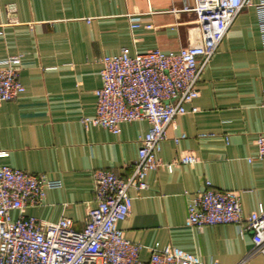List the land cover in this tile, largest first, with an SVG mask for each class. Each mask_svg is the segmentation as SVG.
Masks as SVG:
<instances>
[{
    "label": "crops",
    "instance_id": "obj_1",
    "mask_svg": "<svg viewBox=\"0 0 264 264\" xmlns=\"http://www.w3.org/2000/svg\"><path fill=\"white\" fill-rule=\"evenodd\" d=\"M194 6L195 0H0V61L21 56L25 86L16 99L0 103V151L6 152L0 165L62 184L47 189L42 205L27 214L42 222L67 217L82 229L96 205L93 171L124 178L133 172L149 122H124L114 134L85 121L96 112L100 60L124 48L130 54L177 51L193 43L198 18L188 8ZM140 15L150 17L152 27L132 29L130 16ZM198 88L200 96L174 119L159 153L165 163L187 152L198 161L149 171L148 188L132 191L130 215L119 227L144 246V262L152 246L173 245L206 264H264L251 233L240 234L235 224L199 229L187 220L190 197L207 181L238 191L245 214L264 206V160L249 161L264 131V39L257 5L243 8L232 23Z\"/></svg>",
    "mask_w": 264,
    "mask_h": 264
},
{
    "label": "built area",
    "instance_id": "obj_2",
    "mask_svg": "<svg viewBox=\"0 0 264 264\" xmlns=\"http://www.w3.org/2000/svg\"><path fill=\"white\" fill-rule=\"evenodd\" d=\"M254 5L259 9L264 39V0H195V6L188 8L198 18L193 43L177 51L156 48L130 54L124 48L101 58L102 86L95 92L96 112L85 121L114 134L121 132L124 122H149V131L140 138L133 172L124 178L107 169L93 171L96 205L88 210L85 226L77 229L67 217L42 222L27 214L28 208L42 205L47 189L61 187L60 180L0 165V264H206L173 245L152 246L150 258L144 262L140 257L144 246L130 240L119 223L130 215L132 191L140 194L148 188L149 171L198 161L187 152L170 163L163 162L159 158L162 142L174 119L189 112L188 105L200 96L203 71L232 23L243 8ZM150 19L130 16L131 28L143 23L152 27ZM21 64V56L0 61V103L24 92L19 79ZM198 109L193 106L191 111ZM256 145L257 153L249 161L264 160V131L258 134ZM5 154L0 151V157ZM13 211L18 212L17 217ZM187 220L199 229L235 224L240 234H252L257 251L264 255V206L245 214L238 191L216 189L207 181L203 190L190 197Z\"/></svg>",
    "mask_w": 264,
    "mask_h": 264
}]
</instances>
